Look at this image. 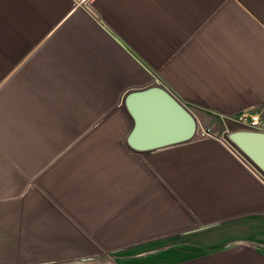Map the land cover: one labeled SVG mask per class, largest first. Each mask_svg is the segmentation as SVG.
<instances>
[{"label": "crops", "instance_id": "0c3cea01", "mask_svg": "<svg viewBox=\"0 0 264 264\" xmlns=\"http://www.w3.org/2000/svg\"><path fill=\"white\" fill-rule=\"evenodd\" d=\"M154 84L211 137L132 151L124 97ZM246 111L264 120V0H0V264L213 229L223 250L172 264H264V178L203 124Z\"/></svg>", "mask_w": 264, "mask_h": 264}, {"label": "water", "instance_id": "95a60500", "mask_svg": "<svg viewBox=\"0 0 264 264\" xmlns=\"http://www.w3.org/2000/svg\"><path fill=\"white\" fill-rule=\"evenodd\" d=\"M123 106L132 119L127 145L136 153H149L196 140L199 122L169 89L160 85L131 90ZM227 140L264 178V131L246 126L228 133Z\"/></svg>", "mask_w": 264, "mask_h": 264}, {"label": "rangeland", "instance_id": "374dc122", "mask_svg": "<svg viewBox=\"0 0 264 264\" xmlns=\"http://www.w3.org/2000/svg\"><path fill=\"white\" fill-rule=\"evenodd\" d=\"M203 124L215 131L218 138L225 141H228V133L224 134L225 131L232 132V130L243 128L235 119L230 118L214 119L213 117L204 121ZM230 235L228 231L223 235L218 229L198 231L186 237H174L120 249L114 253L101 255L97 261L74 264H172L221 251L223 250L221 240L226 237L229 239Z\"/></svg>", "mask_w": 264, "mask_h": 264}, {"label": "built area", "instance_id": "2783aa9c", "mask_svg": "<svg viewBox=\"0 0 264 264\" xmlns=\"http://www.w3.org/2000/svg\"><path fill=\"white\" fill-rule=\"evenodd\" d=\"M243 127L246 126L253 130H263L264 131V120L261 118L259 114L251 113L250 111H246L241 113L236 120ZM211 137V133L209 131H204L202 133H198L196 136V140H206Z\"/></svg>", "mask_w": 264, "mask_h": 264}]
</instances>
